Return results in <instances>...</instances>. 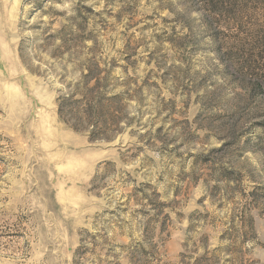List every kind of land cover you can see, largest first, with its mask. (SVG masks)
<instances>
[{
	"label": "rangeland",
	"instance_id": "1",
	"mask_svg": "<svg viewBox=\"0 0 264 264\" xmlns=\"http://www.w3.org/2000/svg\"><path fill=\"white\" fill-rule=\"evenodd\" d=\"M203 256L264 264V0H0V264Z\"/></svg>",
	"mask_w": 264,
	"mask_h": 264
},
{
	"label": "trees",
	"instance_id": "2",
	"mask_svg": "<svg viewBox=\"0 0 264 264\" xmlns=\"http://www.w3.org/2000/svg\"><path fill=\"white\" fill-rule=\"evenodd\" d=\"M115 100L117 99V97H112V98H104L102 97L100 100ZM61 100V103L58 105V117L59 119L64 122L65 124H69L71 126V128L73 130H78L79 127H86V125H88V123H84L83 122V116L81 115L80 112L76 111V110H68L67 109V105H69V107L71 108L73 103L72 99H71V96L66 98V99H60ZM98 102V101H97ZM97 107V105L95 104V106L93 107H88L87 110L90 109V113H92V110L93 108ZM85 116H88L89 115V112H85L84 113ZM101 119V117H100ZM124 118L121 117H117L115 120H111V119H101V120H97V122H95L93 125V130H91L89 132V141L90 142H94V141H108L110 140V137L116 132L118 131L117 128H118V125L120 123L121 120H123ZM98 122H100V124H97ZM128 124V123H127ZM98 125H100V127L98 128ZM239 225L236 226V227H239L240 231L241 229H246L247 232L251 233V234H254V224H253V220L251 218H247V221L246 222H239L238 223ZM232 228L231 229H234L235 226L232 222L231 224ZM230 240V243H231V251H232V254H234L235 252H237L238 250L234 249L235 246L239 243L238 242V239L237 238H233V239H229ZM234 247V248H233ZM213 259V262H209V261H212ZM201 260H205V261H208V262H204V263H201V264H217V258L213 257V258H205L203 256V258H201L200 260L198 259L197 261H195L193 264H200L198 262H201ZM231 261V260H230ZM233 261V260H232ZM236 261V260H235Z\"/></svg>",
	"mask_w": 264,
	"mask_h": 264
}]
</instances>
